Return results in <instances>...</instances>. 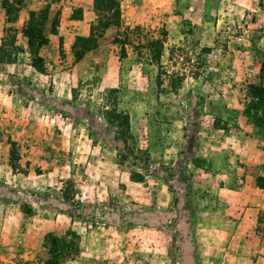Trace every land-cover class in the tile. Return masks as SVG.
Segmentation results:
<instances>
[{"label": "rangeland", "instance_id": "obj_1", "mask_svg": "<svg viewBox=\"0 0 264 264\" xmlns=\"http://www.w3.org/2000/svg\"><path fill=\"white\" fill-rule=\"evenodd\" d=\"M8 1L21 6L11 21L0 0V45L12 53L0 63V164L14 174L0 198L15 202L13 235L0 241L20 240L17 264H44L50 239L69 231L79 251L61 264H264V136L257 153L224 131L247 118L249 85L264 84V0H118L120 24L107 29L94 0ZM47 4L58 24L39 73L22 29ZM62 17L84 19L68 40ZM91 31L86 51L77 36ZM113 110L129 115L126 143ZM227 184L245 188V203L222 201Z\"/></svg>", "mask_w": 264, "mask_h": 264}, {"label": "trees", "instance_id": "obj_2", "mask_svg": "<svg viewBox=\"0 0 264 264\" xmlns=\"http://www.w3.org/2000/svg\"><path fill=\"white\" fill-rule=\"evenodd\" d=\"M94 5L103 16V20H99L97 27L107 29L113 25L118 26L120 24L121 10L118 0H94ZM3 6L5 7L7 15L15 9L14 18L11 20L14 21V19L17 18V12L20 10L21 5H15L13 3H9L8 0H3ZM50 9V4H47L39 11H29V19L22 29L23 36L27 38L28 52L31 54V66L39 73L45 72L44 58L40 54V49L49 42L48 36L45 32L46 28L48 25L55 26L58 24L56 14L51 16ZM165 33L166 31H164V34ZM77 41L86 51L90 50L97 43L92 31L88 36H77ZM120 42L121 55L122 57H125V42L121 40ZM148 43L153 49L152 59L158 62L162 53L163 40L161 38H156L150 40ZM10 45L12 49H16L14 37L12 38ZM5 54L8 55L7 59H5ZM11 54V52L6 53L3 44L0 45V63L12 62ZM261 71L264 72V62L262 64ZM157 84L160 86L161 81L157 80ZM110 91L114 92L116 89L112 88ZM249 93L251 100L244 108L243 114L247 118H253V124L255 126L264 128V84H250ZM107 118L112 119L113 121L115 120L117 125L122 128L123 141L126 143V135L129 133L130 128L129 115L127 113L115 112L113 110L107 114ZM214 127L223 129L225 128V125L215 123ZM260 187L264 188V184H260ZM68 235L69 239H67L66 236H54L50 239L51 258H48L44 264H61V259H63L67 254L69 255L79 251V244L77 241L79 235L75 231H69Z\"/></svg>", "mask_w": 264, "mask_h": 264}, {"label": "crops", "instance_id": "obj_3", "mask_svg": "<svg viewBox=\"0 0 264 264\" xmlns=\"http://www.w3.org/2000/svg\"><path fill=\"white\" fill-rule=\"evenodd\" d=\"M65 17V12L63 11L62 13ZM69 15V14H67ZM60 18V22H59V25H58V28H59V35H63V37L65 38V40H68L69 38H71V36L73 34H77L79 33L80 31V27L81 25L84 23L83 20H74V19H70V20H67L66 18ZM70 18V16H67ZM74 21V23L72 24V22ZM83 26V25H82ZM238 124H239V128L238 127H235V125L233 126L232 123H228L227 124V127L226 129H224V131H226V133H232V135L234 134L232 132L233 129L237 130L239 134V136H234L235 139H237V143H244L245 145H249L251 144L253 149L256 150V152L258 153L259 151L262 150V146L261 144V137L264 136V128H260V127H257L255 125H248L247 123V118L243 117V116H240L238 119ZM221 129V130H223ZM215 130H219V129H215ZM244 133V135H246V133L249 134L248 137L244 136L245 137L244 139H240L241 138V134ZM231 135V136H232ZM250 136H252V138H250ZM0 139H3L2 136H0ZM5 141H0V150L1 148H3V151H7L6 149H8L5 145ZM0 154L1 156H3V161L6 160L7 156L8 155V151L7 153L5 152H1L0 151ZM259 163V162H258ZM255 165H256V162H255ZM8 165L7 163H1L0 164V175L1 177L4 178V183L3 184H0V192L3 194L5 192H8V189H9V183H11L13 180H11L13 177H14V174L13 175H9L10 172H8ZM28 176H25V178H27ZM1 180V179H0ZM24 183L22 184V187L23 185H28L27 184V180L24 179L23 180ZM237 186V187H236ZM232 185V184H227L224 188H221V194L223 195V197L221 198L223 202H225L226 204H229V203H233L234 204H243L245 203L244 201V198L246 195H239L241 193V188L242 186L240 185ZM245 189V188H242V190ZM256 189H258L259 191H262L263 194H264V188H259V187H256ZM1 194V195H2ZM237 194V195H236ZM236 198V199H235ZM258 201V200H256ZM11 202H15L13 200V198H10V197H7V195H3L1 196L0 198V237L2 238H9L12 234V230H14L11 226V218H12V210L9 208ZM259 202V201H258ZM257 203V202H256ZM261 207L263 205L262 202L258 203ZM228 209V208H227ZM256 210H259L260 208H255ZM249 210H254V208H247V211ZM228 211V210H226ZM20 240H17V242H2L0 241V264H17V255L15 253L16 249H17V243H19ZM30 252V251H29ZM34 256L30 259H33ZM41 264H43L41 262Z\"/></svg>", "mask_w": 264, "mask_h": 264}]
</instances>
